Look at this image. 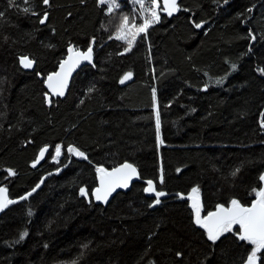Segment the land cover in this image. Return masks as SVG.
I'll use <instances>...</instances> for the list:
<instances>
[{"label": "trees", "instance_id": "trees-1", "mask_svg": "<svg viewBox=\"0 0 264 264\" xmlns=\"http://www.w3.org/2000/svg\"><path fill=\"white\" fill-rule=\"evenodd\" d=\"M180 7L124 54L99 0H0V187L17 199L69 164L0 217V264H246L254 246L239 240V225L213 243L175 195L198 188L206 216L233 199L250 207L263 189L264 0ZM72 47L93 48L94 65L74 77L65 99H53L45 79ZM23 56L34 60L31 72ZM125 162L174 197L153 208L155 198L135 184L96 205L97 168ZM258 256L264 264V251Z\"/></svg>", "mask_w": 264, "mask_h": 264}, {"label": "snow or ice", "instance_id": "snow-or-ice-1", "mask_svg": "<svg viewBox=\"0 0 264 264\" xmlns=\"http://www.w3.org/2000/svg\"><path fill=\"white\" fill-rule=\"evenodd\" d=\"M225 2H227V0H225ZM43 3L48 5L50 4V0H43ZM100 3L102 5L108 4L110 12L111 10L119 7L117 0H100ZM136 3H139L141 8L145 9V11L147 12V16L144 18L143 23L140 25H137L134 22L130 24L129 17L127 15H123L114 37L117 40H123L127 44L125 52H129L132 50L136 38L140 33H146L147 29L153 23H159L160 21L159 0H150V3L147 7L144 4V0H136ZM163 10L167 12L169 16L174 12L179 11L180 9L177 4V0H163ZM25 11L27 12L29 11V9H25ZM248 11H252V9L250 8L248 9ZM47 18V14H45L40 20V23L43 24L47 20ZM195 26L197 28H200L203 25L197 23ZM251 39L255 40V36H252ZM68 51L69 53H71V55H69L68 59L60 65V71L47 77L49 89H51L53 94L59 96L64 95L68 78L71 75L72 70L82 60H87L89 62H91L92 60L93 49L91 47L87 49V52H81L73 48H69ZM20 63L25 68H31L34 64V60L29 59L27 56H23L20 58ZM235 67V65H232L233 70H235ZM260 71L264 73V68L260 69ZM131 77L132 73L128 72L120 80V83L123 84L125 81L131 79ZM223 79L224 78L216 80V84H222ZM205 90H207V88H205ZM153 95H155V92L153 93ZM261 127H264V118H262L261 120ZM156 128L157 131H159L160 118L158 111L156 114ZM46 151L47 149L45 148L40 152L41 158L44 156V153ZM68 151L83 159H87L85 153L79 151L77 148L70 147ZM60 154L61 149L57 147L56 155L59 156ZM38 162L39 161H36V163ZM36 163H34L32 166L35 167ZM97 172L100 174V186L94 190L92 195L97 201H102L104 203L108 202L109 196L117 188H127L133 178H139L137 168L133 164L127 162L121 164L119 167L112 169L111 171L106 168L100 167L97 168ZM238 172L239 168H237L233 172V175ZM9 174L15 175V172L10 171ZM260 179L261 181H264V176H261ZM42 183L43 180L40 181V184ZM160 183H163L162 174L160 176ZM40 184H37L36 188H33L32 191L28 192L20 199L27 200L30 196H32L33 192H35L36 189L39 188ZM147 185L148 187L145 189V191L154 193L155 195L154 203L150 206L155 207L156 205L161 203L160 198L167 195V193L163 190L158 191L152 180H148ZM198 193L199 189L193 188L192 195H190L188 199L192 201L191 206L195 213L194 222L206 231L208 240L215 243L222 234H224L225 232H231L233 225H239V240L247 241L249 244L254 246L250 254L246 257V264H258V253L264 251V189L256 192L258 198L250 207H245L241 205L238 200L233 199L230 202V207L219 205L217 211L210 212L206 216L201 215L202 205ZM80 194L82 196H88V192L84 188L80 189ZM17 202V200L10 199L8 197L7 188L0 187V211H3L9 205L15 204ZM28 214L31 215V212L29 211ZM26 236L27 232H22L19 236V240H23ZM84 247H87V245H84Z\"/></svg>", "mask_w": 264, "mask_h": 264}, {"label": "water", "instance_id": "water-1", "mask_svg": "<svg viewBox=\"0 0 264 264\" xmlns=\"http://www.w3.org/2000/svg\"><path fill=\"white\" fill-rule=\"evenodd\" d=\"M160 1V3H161V7H162V10H163V0H159ZM180 3H181V0H177V4H178V6H179V11H176V12H174L172 15H168L167 14V12H165L164 10H163V16H165V17H167V18H169V19H172V18H175V17H177L178 15H179V13L182 11V9H181V7H180ZM204 27V25L202 26V27H200V28H197V30H201L202 28ZM73 49H75L74 47H72ZM93 49V48H92ZM87 52V51H86ZM69 55H71V53H69L68 52V54H67V56L65 57V59L64 60H62L61 61V63L59 64V66H58V68H57V70H56V72H54V73H57V72H59L60 71V65L64 62V61H66L67 59H68V57H69ZM94 61H95V53H94V50H93V52H92V60H91V62H89V61H87V60H82L73 70H72V72H71V75L69 76V78H68V82H67V87L65 88V91H64V95L63 96H59V95H55V94H53V92L51 91V89H49V87H48V80H47V78L45 79V82H44V86H45V89H46V91H47V93H48V95L51 97V98H53V99H65L66 98V96H67V94H68V92H69V89H70V87H71V84H72V82H73V79H74V77L83 69V68H85V67H92L93 65H94ZM20 66H21V68L24 70V71H26V72H31L32 70H34V68H35V63L33 64V66L31 67V68H25V67H23V65L20 63ZM54 73H52V74H50V75H53ZM47 153H48V149H47V151L44 153V156L41 158L40 157V154H39V156H38V159H37V161H39L38 163H36V166L34 167V168H38L40 165H42V163L44 162V160L46 159V156H47ZM69 166V164L67 165V166H65V167H63L61 170H59V171H57V172H54V173H50V174H48V175H46L45 177H43V183L42 184H40V186H39V188H37L36 189V191L35 192H33V194H32V196H30L28 199H30V198H32L34 195H36L37 194V192H39L42 188H43V186H44V183H45V181L48 179V178H50V177H52V176H59L67 167ZM120 166V165H119ZM118 166V167H119ZM114 169V168H113ZM112 170V169H111ZM111 170H109V171H111ZM138 171V170H137ZM139 173V172H138ZM10 176H14V175H10ZM99 176H100V174L98 173V178H97V187H99L100 186V178H99ZM154 183V182H153ZM135 184H142V185H144V186H146V188L148 187V185H147V181H144V180H142L141 179V176H140V174H139V178H133L132 179V181L130 182V184H129V186L127 187V188H117L110 196H109V198H108V202L107 203H104V202H102V201H97L96 199H95V197L93 196V201H94V203L96 204V205H100V206H103V207H106V206H108L109 204H110V202L113 200V198L117 195V194H119V193H127V192H129L131 189H132V187H133V185H135ZM154 185H155V183H154ZM96 187V188H97ZM155 187H156V185H155ZM156 189H157V187H156ZM263 189H264V181H263ZM32 191V190H31ZM30 192V191H29ZM94 192V191H93ZM27 194V193H26ZM25 194V195H26ZM147 194L149 195V196H151V197H153V198H155V195H154V193H150V192H147ZM24 196V195H23ZM8 197L10 198V196H9V192H8ZM171 197H174V196H172V195H165V196H163V197H161L160 198V200L161 201H164V200H167V199H169V198H171ZM175 197L176 198H179L180 200H183V201H187L188 203H189V205H190V207L192 208V201L190 200V199H188V197H184V196H182V195H175ZM21 198V197H20ZM20 198H17V199H15V200H17L18 202L17 203H15V204H11V205H9L7 208H5L3 211H0V217L9 209V208H11V207H13V206H16V205H18V204H21V203H23V202H25L26 200H22V199H20ZM27 199V200H28ZM200 199V202H201V205H202V211H201V215L203 216V201H202V199L201 198H199ZM157 206V205H156ZM155 206V207H156ZM155 207H153V208H155ZM193 209V208H192ZM218 210V209H217ZM217 210H215V211H217ZM214 212V211H213ZM205 234H206V231L203 229V228H201L200 226H198ZM207 235V234H206ZM259 262V261H258Z\"/></svg>", "mask_w": 264, "mask_h": 264}, {"label": "rangeland", "instance_id": "rangeland-1", "mask_svg": "<svg viewBox=\"0 0 264 264\" xmlns=\"http://www.w3.org/2000/svg\"><path fill=\"white\" fill-rule=\"evenodd\" d=\"M117 3L119 4V7L116 8V9L111 10V12H110L109 11V5L108 4H103L102 5L100 3V0H99V5L106 7L107 14L110 17V22L112 23V29H114V33H113V37H112L113 39H115L114 37L116 35L117 29H118L119 24H120L121 17L123 15H127L129 17V23L130 24L134 22L137 25L142 24L144 18L147 16V12L145 11V9H142L140 4L136 3V0H117ZM149 3H150V0H144V4H145L146 7L149 5ZM159 3H160V1H159ZM162 14H163V10H162L161 3H160V10H159L160 19H161V15ZM157 24L158 23H153L147 29L146 33H140L137 36L133 47L136 45V43L139 40V38L145 37L146 39H148V33H149L150 29L153 28L154 26H156ZM115 40L123 45L124 51H125V49L127 47V44L123 40H117V39H115ZM131 51L124 52V54H129ZM129 80H131V79H129ZM129 80H127V81H129ZM60 158H61V154L59 156H57L56 153H55V156H54V158L52 160V163L57 165L59 163ZM8 173H10V171Z\"/></svg>", "mask_w": 264, "mask_h": 264}]
</instances>
